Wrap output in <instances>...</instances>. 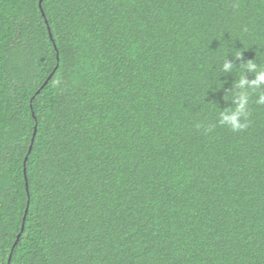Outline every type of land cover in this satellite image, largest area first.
<instances>
[{
    "label": "trees",
    "instance_id": "obj_1",
    "mask_svg": "<svg viewBox=\"0 0 264 264\" xmlns=\"http://www.w3.org/2000/svg\"><path fill=\"white\" fill-rule=\"evenodd\" d=\"M249 60L264 0H0V264H264Z\"/></svg>",
    "mask_w": 264,
    "mask_h": 264
},
{
    "label": "clouds",
    "instance_id": "obj_2",
    "mask_svg": "<svg viewBox=\"0 0 264 264\" xmlns=\"http://www.w3.org/2000/svg\"><path fill=\"white\" fill-rule=\"evenodd\" d=\"M234 60H242L243 52L236 50L235 53L231 54ZM238 65L234 61L229 60V56L224 60L220 67L222 75L227 73H233L234 67ZM244 73L238 79L235 80L230 89L225 90L223 99L226 102H230L232 106L221 109L219 112L218 123L221 126H226L232 132H241L248 128L249 122V103L250 93L249 90L255 91L260 88H264V68H260L258 63L254 60H249L244 63H240ZM254 73V79H248L247 74ZM224 88V83L223 87ZM256 103L264 105V93L260 94ZM211 131V129H207Z\"/></svg>",
    "mask_w": 264,
    "mask_h": 264
},
{
    "label": "water",
    "instance_id": "obj_3",
    "mask_svg": "<svg viewBox=\"0 0 264 264\" xmlns=\"http://www.w3.org/2000/svg\"><path fill=\"white\" fill-rule=\"evenodd\" d=\"M42 2H43V0H40V4H42ZM51 77H52V75L49 77V79H51ZM48 81H49V80H48ZM48 81L45 83V85L48 83ZM45 85H44V86H45ZM44 86H43L42 88H44ZM38 93H39V92H38ZM31 149H32V146H31ZM27 159H28V158H27ZM26 213H28V209H27ZM25 219H26V217H25ZM25 219H24V221H25ZM24 227H25V222H24V224H23L22 231L24 230ZM19 238H20V236L18 237V240H19ZM18 240H17L16 244L18 243Z\"/></svg>",
    "mask_w": 264,
    "mask_h": 264
}]
</instances>
